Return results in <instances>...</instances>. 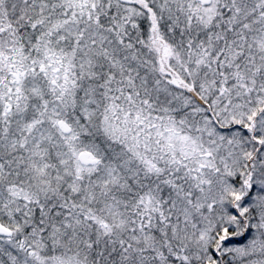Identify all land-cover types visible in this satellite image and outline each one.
Returning a JSON list of instances; mask_svg holds the SVG:
<instances>
[{"label": "snow or ice", "instance_id": "1", "mask_svg": "<svg viewBox=\"0 0 264 264\" xmlns=\"http://www.w3.org/2000/svg\"><path fill=\"white\" fill-rule=\"evenodd\" d=\"M0 264H264V0H0Z\"/></svg>", "mask_w": 264, "mask_h": 264}]
</instances>
